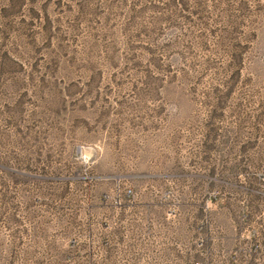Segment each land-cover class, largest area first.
I'll return each mask as SVG.
<instances>
[{
  "label": "rangeland",
  "instance_id": "obj_1",
  "mask_svg": "<svg viewBox=\"0 0 264 264\" xmlns=\"http://www.w3.org/2000/svg\"><path fill=\"white\" fill-rule=\"evenodd\" d=\"M255 191L264 0H0V264L263 263Z\"/></svg>",
  "mask_w": 264,
  "mask_h": 264
},
{
  "label": "crops",
  "instance_id": "obj_2",
  "mask_svg": "<svg viewBox=\"0 0 264 264\" xmlns=\"http://www.w3.org/2000/svg\"><path fill=\"white\" fill-rule=\"evenodd\" d=\"M256 193H261V195H264V192H260V191H255ZM201 241L199 242V246H204V249H201V252L204 251L206 254H208V257H206V259H204V261H199L200 259L197 260L196 263L193 264H237V256L235 254V252L231 249L230 253L228 255V258H225L224 261H217L216 258H214V260L210 257V245L206 244L207 242H205L204 240L200 239ZM206 245V247H205ZM199 251V250H198ZM256 255V250L254 249V251H252V262L251 264H257L255 263V261H257V258L254 257ZM216 256L218 257V254H216ZM263 263H258V264H264V258L262 259Z\"/></svg>",
  "mask_w": 264,
  "mask_h": 264
}]
</instances>
